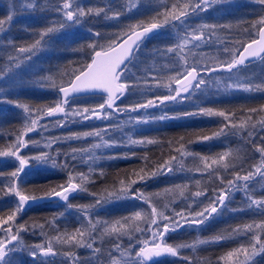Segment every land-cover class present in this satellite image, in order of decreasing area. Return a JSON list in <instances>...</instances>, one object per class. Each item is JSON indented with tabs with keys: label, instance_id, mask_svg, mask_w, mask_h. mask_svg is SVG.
Returning a JSON list of instances; mask_svg holds the SVG:
<instances>
[{
	"label": "trees",
	"instance_id": "trees-1",
	"mask_svg": "<svg viewBox=\"0 0 264 264\" xmlns=\"http://www.w3.org/2000/svg\"><path fill=\"white\" fill-rule=\"evenodd\" d=\"M130 2L137 6L128 11ZM185 2L190 0H76V4L86 10L92 8L104 11L99 15L93 13L83 17L80 24H70L60 29L63 18L56 9L61 0H35L36 6L26 10L19 8V0H0V18H6L11 4L17 6V14L11 27L5 25L6 31L0 33V71L7 70V74L0 79V150H8L15 143L17 135L23 131L25 114L16 104H26L32 110L54 106L61 99L57 88L68 83L74 73L91 61L93 49L88 45L96 44L107 48L112 41L121 40L124 33L129 32L131 25L158 22L162 27L140 43L128 62L122 80L132 87L118 99L115 107L128 109L148 99L155 100L156 97L169 95L168 88L149 87L145 80L149 79V83H152L150 76L155 75L160 78L161 84H167L168 77L175 75L172 54L165 50L179 42L184 35V28L165 13L171 10L173 4ZM115 12L120 13L119 19H110ZM261 17H264V5H260L257 0H217L207 12L191 14L186 19L189 28L202 24L217 27L206 31L205 41L199 48L192 49L194 57L190 56L188 63L198 61L201 65L215 67L231 59L232 52L240 51L249 40L256 37L260 26L257 22ZM253 24H257V28H253ZM50 26L58 30L44 38L40 50L30 60L21 55L19 66L10 67L15 61H9V56L17 55L15 49L31 45L39 39L38 34ZM95 33H100V36L96 37ZM96 50L100 48L97 47ZM201 74L206 85H202L191 95L182 94L184 99L164 101L163 104L157 102L155 107L135 112L110 109L111 115L107 119L82 120L80 117L70 116L64 121L63 127L55 126V121L61 119L62 114L44 117L39 124L46 128L38 126L36 131L25 137L28 141L39 143L30 142L28 147L21 149L20 155L30 157L42 150L56 155L58 151V163L67 160L70 167L52 168L49 164L37 168L33 161L19 178L21 188L27 193L42 196L51 188L65 184L68 172L72 171L74 174L85 173L90 176L86 184L87 191L70 195L69 202L74 206L94 204L95 199L105 190L119 189L121 180L126 184L137 180L131 190L149 197L158 209L165 211L170 217L176 212L194 213L202 210L205 204L207 206L215 199L219 190L228 188L227 181L234 179L235 172H255L254 166L261 162V153L257 149L264 148V126L259 123L264 120V111H261L264 108V90L226 91L224 84L239 79L244 83L264 85V59L247 62L231 73L216 71ZM47 77H52V80ZM52 81L56 87H52ZM172 87H176L174 82ZM106 99L107 95L104 94L78 95L70 99L69 107L92 109ZM207 108L223 111L229 119L207 116L200 111ZM250 109L257 111L251 113ZM105 111L108 112L109 109ZM187 113L193 115H186ZM161 115L170 118L155 119ZM248 116H252L251 124L255 127L248 124ZM141 117L149 122L129 123L130 118L135 120ZM242 122L245 123L242 129L231 127L232 124L239 126ZM106 128L108 131L105 132ZM221 129H224L223 134L215 136ZM91 131H101L104 140L111 138L119 146L96 149V155L101 158L95 163L83 162L79 157L73 161L70 156L65 155L71 153L73 148H88L100 142L98 137L63 139L76 133ZM129 136L145 143L128 144ZM204 136L213 138L205 141ZM53 138L61 139L51 149L45 148L44 143ZM148 140L155 142L147 143ZM181 144L184 145V151L191 155L181 156L177 151ZM228 151L233 153V157H239H229L225 161L232 166L224 169L221 165H213L212 169H204L200 157H208L210 162ZM172 157H176V160H171ZM165 161H170L173 171L160 174L157 169ZM18 166L15 157H0V216L11 214L17 206V197L7 194L6 186L10 183V173ZM90 166L93 169L91 173ZM153 172L156 175H152ZM138 173L147 178L139 180ZM221 180L224 182L221 183ZM196 191L205 194L193 197L192 194ZM249 191L254 197L264 198V177L256 174L249 181ZM225 203L227 207L213 214L204 224L193 227L185 225L176 231H170L164 235L163 242L175 246L193 243L198 239L211 241L217 235H223L225 239L197 245L195 250L181 248L178 256L165 254L153 258L148 264H223L219 258L228 251L241 245L249 247L252 233L234 234L233 229H242L247 224L264 221V215L255 208H248L245 192L242 190H233ZM141 210L149 212L148 204L135 198H122L113 199L102 207L93 209L91 214L94 219L113 222ZM82 224L84 219L75 207L68 209L59 199H42L31 203L17 214L13 230L19 225H25L28 230L21 231L20 237L23 245L32 246L46 244L58 234H72ZM39 225H44L43 230ZM140 226L147 227L143 223ZM0 235L3 233L0 232ZM145 239H151V232H133L130 238L129 235H102L98 230L91 238H87V243H91L92 248L53 240L54 250L58 253L56 256L40 257L34 262L27 250H18L10 253L7 259L10 264H110L109 254L117 257V244L121 250L128 249L131 245V250L135 253L141 246L140 242ZM95 249L100 251L96 252ZM249 251L251 252L250 247ZM64 252H70L71 258L63 255ZM243 259L241 256V260ZM247 264H264V252L258 251Z\"/></svg>",
	"mask_w": 264,
	"mask_h": 264
},
{
	"label": "snow or ice",
	"instance_id": "snow-or-ice-1",
	"mask_svg": "<svg viewBox=\"0 0 264 264\" xmlns=\"http://www.w3.org/2000/svg\"><path fill=\"white\" fill-rule=\"evenodd\" d=\"M217 0H190V2H185L183 4H173L170 11H166V16H171L172 20L178 21L181 26L184 28V35L180 37L179 42L174 46L168 47L165 51L172 54V63L175 71V75H170L168 77L167 84H161L160 78L158 76H150L152 83H149V79L145 80V84L149 87H166L169 90V95L163 97H156L155 100L148 99L143 103H138L133 107L128 109H117L115 107L116 100L120 99L125 92L132 87L127 82L122 80V74L127 67L126 61L130 62L134 54V50L140 47V42L145 38L149 33H152L154 30H157L162 27L161 23L151 22L148 24H139L131 25L129 32L124 33V39L121 41L116 40L112 41L107 48L98 46L96 44H89L88 47L93 49V55L91 62L88 63L84 68L78 70L73 74V78L66 84L61 85L57 88V91L62 94L61 99L54 105L48 106L46 109H35L32 110L26 104H16V107H19L23 110L25 114V124L23 131L19 133L16 137L15 143L9 146L8 150H0V157L11 156L15 157L18 161L19 166L17 169L10 173V183L6 186V193L12 194L17 197V206L11 214L7 216H0V232L3 235H0V264H10V261L7 259L10 253L16 251H28L29 256L35 262L40 257H49L56 256L58 253L54 250L53 240L63 243V244H79L82 246H87L92 248L91 243H87V238H91L92 234L98 230L101 231L102 235H116L117 237L121 235H129L131 238V233L133 232H151V239H145L141 241V246L138 251H135L134 255L131 250L132 246L130 245L128 249L121 250L119 244L116 245V250L120 251V257H115L111 254L110 264H148L154 257H160L162 255L178 256L179 249L181 248H192L195 250L197 245L218 242L226 237L223 235H217L209 240H196L193 243L188 244H178V245H169L163 242V237L166 233L170 231H176L179 228L184 227L185 225L189 227L200 226L209 220L213 214L222 211L227 207L225 201L228 199L229 195L233 190L244 191L247 206L248 208L257 209L261 215H264V198H255L249 191V181L253 179L256 174H259L261 177H264V148H258L257 150L261 153V162L259 165L254 166L255 172L248 171L245 174L241 172L234 173V179L228 180L227 189H221L216 193L215 199L211 200L209 204L203 207L202 210L196 212H176L174 216L170 217L165 214V211H162L155 206L150 200L149 197L145 196L139 191L133 192L131 186L137 183V180H131L127 184L124 180L120 181V188L116 190H105L104 193L100 194L96 199L94 204L90 205H72L69 202V197L72 193L75 192H84L87 191L86 184L90 180L89 174L85 173H73L72 171L68 172V179L65 184L57 185L56 187L51 188L50 190L43 193L42 196H37L32 193H27L23 190L19 184V178L22 173L25 172V168L32 165L34 161L37 168L41 166L51 165L52 168H62L68 169L70 165L67 160L63 163H58L57 157L60 153L57 151L56 155H53L49 151H40L38 154L25 157L20 155V151L23 148L28 147L29 143L38 144L39 141H28L25 137L28 133L36 131L38 126L41 128H46L45 125H40L39 121L44 117H55L62 114V118L55 121V126L63 127L65 126L64 121L68 117H80L82 120H89L92 118L96 119H107L111 115V112L105 111V109H111L113 111H138L139 109H147L150 107L157 106V102L163 104L164 101H176L179 99H184L185 97L182 94L191 95L196 90L200 89L202 85H206V80L203 73H213L216 71H226L231 73L233 69H236L238 66L244 65L249 58L260 57L261 53H264V17H261L257 22L260 26L257 28V24H253V28H257L256 38H253L250 42L243 46L242 51L232 52L231 59L219 63L217 66L213 67L207 64L201 65L198 61L189 64V57H194L192 49L199 48L200 44L205 41V33L207 30H215L217 25L202 24L196 28H189L186 19L191 14H198L202 12H207ZM260 5H264V0H257ZM75 5V6H74ZM36 6L35 0H19V8L21 10L31 9ZM135 3L129 5L128 11H131L132 8L136 7ZM63 18V22L60 23L59 28L62 29L65 26L70 24H80L81 19L87 15L95 13L99 15L100 12L104 9H92L88 8L87 10L76 4V0H61V3L56 9ZM17 14L16 4H11L9 8L8 15L6 18H0V33L5 32V25L11 27L12 21ZM120 13L115 12L112 14L110 19H119ZM58 29L54 26L47 27L41 31L39 39L35 40L29 46L18 47L15 49L17 55L9 56V61H15L14 64L10 67L19 66V57L24 56L26 60H30L33 55L36 54L38 50L42 47L44 38L49 34L57 31ZM96 37L100 36V33L94 34ZM97 47L100 50H96ZM228 51V49H225ZM167 67V65L165 66ZM7 74V70L0 71V79ZM48 80H52V77H47ZM231 80V77H229ZM172 82L175 83L176 87H172ZM52 87H56L55 82L52 81ZM224 89L227 90H244V91H261L264 90V85H253L251 82H241L239 79L231 82L225 83ZM91 90H102L107 93V99L104 103L98 105V110L90 108H70L69 101L70 99L78 93L91 91ZM174 93V94H171ZM204 115L207 116H220L224 117L225 120H228V115L223 111H214L211 108L201 109L200 110ZM256 109H250L249 112L255 113ZM264 111V108L261 109ZM186 115H193V113H187ZM167 115H161L155 119L165 120L169 119ZM252 116H248L247 122L250 126L255 127L254 124H251ZM149 121L143 117L137 118L135 120L129 119V123H148ZM261 126H264V120L259 121ZM116 127H119L118 125ZM228 127V125H225ZM233 128H244L245 123H241L239 126L232 124ZM108 131V129H104ZM224 129H221L220 132L215 133V136L222 135ZM251 135V133H249ZM86 137H98V143L92 144L88 148H73L71 153L65 154L70 156L74 161L79 157L83 162L92 161L95 163L96 160L101 157L96 155V149L100 148H112L119 146V143L111 138L109 140H104L101 131H91L84 133H76L69 137L63 139H82ZM213 137L204 136L203 140L207 141ZM61 138L48 139L44 143L45 148H52L54 143H57ZM128 144L137 145L145 143L143 140L133 139L128 137ZM147 143H154L155 141L148 140ZM177 151L180 152L181 156L191 155L184 151V145H180V149ZM229 157H233L231 151L224 152L219 155L217 158L211 159L209 162L208 157H200L204 169H212L213 165H221L224 169H228L230 162H225ZM238 159L239 157H233ZM171 160H176V157H172ZM199 170V169H198ZM93 169L89 167V173ZM160 174L164 172H172L173 168L170 161H165L163 165H160L157 169ZM102 174V173H101ZM139 180L143 181L147 178L146 175L137 174ZM152 175H156V172H153ZM224 181L221 180V183ZM199 183V182H197ZM180 186L178 185L177 188ZM183 195V192L180 193ZM205 194L201 191H196L192 195L193 197H199ZM96 195V194H93ZM51 199L59 198L63 201L68 209L76 208L77 211L81 214L84 219V224L80 228H77L72 234H58L55 237L50 238L46 244H35L32 246L23 245L22 239L20 237L21 231H27L25 225H19L13 230L14 222L18 213L23 211L26 206H29L31 203H35L41 199ZM122 198H135L142 200L144 203L148 204L150 209L149 212L145 213L143 210L135 211L131 216L122 218L121 220H116L113 222L101 221L99 219H94L92 216V210L95 208L102 207L104 204L114 200H120ZM191 205H189V208ZM241 211L243 209H240ZM60 215H63L61 213ZM178 218V219H177ZM146 224V228H142L140 223ZM163 222V223H161ZM54 223V221H53ZM43 230L44 225H39ZM259 230V231H256ZM252 233V241L250 243L251 252L249 247L241 245L238 248H235L231 251H228L223 256L219 258L223 264H247L251 260L252 256L257 254V252H264V221L255 224H247L242 229L237 228L233 229L234 234ZM43 234V231L42 233ZM94 251L99 252V249ZM63 255L71 258L70 252H64ZM243 256V260H241ZM44 264V262H41Z\"/></svg>",
	"mask_w": 264,
	"mask_h": 264
},
{
	"label": "water",
	"instance_id": "water-1",
	"mask_svg": "<svg viewBox=\"0 0 264 264\" xmlns=\"http://www.w3.org/2000/svg\"><path fill=\"white\" fill-rule=\"evenodd\" d=\"M155 31V30H154ZM153 31V32H154ZM149 34H151V33H149ZM149 34H147L146 36H145V38L149 35ZM125 37H123L121 40H119V41H121L122 42V40L124 39ZM144 38V39H145ZM254 38H256V37H254ZM143 39V40H144ZM142 40V41H143ZM252 40V39H251ZM251 40H249L248 42H250ZM141 41V42H142ZM140 42V43H141ZM247 42V43H248ZM246 43V44H247ZM245 44V45H246ZM243 50V47L240 49V51H242ZM136 51V49L134 50V52ZM134 55V54H133ZM264 55V53H261V56H263ZM133 57V56H132ZM260 57H254V58H249L245 63H247V62H250V61H254V60H257V59H259ZM91 62V61H90ZM89 62V63H90ZM128 64V62L126 61V65ZM67 84V83H66ZM66 84H63V85H66ZM85 94H104V95H107V93H105V92H103L102 90H91V91H85V92H81V93H78V94H76L75 96H78V95H85ZM61 96H62V94H60ZM74 97V96H73ZM47 199V198H46ZM51 199H59V198H51ZM51 199H47V200H51ZM155 258V257H154Z\"/></svg>",
	"mask_w": 264,
	"mask_h": 264
},
{
	"label": "rangeland",
	"instance_id": "rangeland-1",
	"mask_svg": "<svg viewBox=\"0 0 264 264\" xmlns=\"http://www.w3.org/2000/svg\"><path fill=\"white\" fill-rule=\"evenodd\" d=\"M117 102H118V100H116V102H115V105L117 104ZM92 109H96V110H98L99 111V109H98V107H92ZM108 112H110V109H109V111ZM255 198H259V197H255ZM42 200V199H41ZM38 201H40V200H38ZM38 201H36V202H38ZM205 206H206V204H205ZM204 206V207H205ZM139 249V248H138ZM115 254L117 255V257H120V251H117L116 249H115ZM133 255H134V253H133ZM121 259H125V258H123V257H120Z\"/></svg>",
	"mask_w": 264,
	"mask_h": 264
},
{
	"label": "bare ground",
	"instance_id": "bare-ground-1",
	"mask_svg": "<svg viewBox=\"0 0 264 264\" xmlns=\"http://www.w3.org/2000/svg\"><path fill=\"white\" fill-rule=\"evenodd\" d=\"M251 249V248H250Z\"/></svg>",
	"mask_w": 264,
	"mask_h": 264
}]
</instances>
